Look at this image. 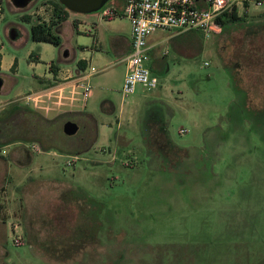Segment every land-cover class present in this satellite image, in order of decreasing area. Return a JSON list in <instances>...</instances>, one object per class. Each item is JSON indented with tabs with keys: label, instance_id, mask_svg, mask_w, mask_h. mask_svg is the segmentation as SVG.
<instances>
[{
	"label": "rangeland",
	"instance_id": "374dc122",
	"mask_svg": "<svg viewBox=\"0 0 264 264\" xmlns=\"http://www.w3.org/2000/svg\"><path fill=\"white\" fill-rule=\"evenodd\" d=\"M50 1L0 0V264H264V0L209 36L151 34V85L127 95L122 0L70 12L59 46L30 38ZM81 59L88 96L59 104L49 64Z\"/></svg>",
	"mask_w": 264,
	"mask_h": 264
},
{
	"label": "built area",
	"instance_id": "2783aa9c",
	"mask_svg": "<svg viewBox=\"0 0 264 264\" xmlns=\"http://www.w3.org/2000/svg\"><path fill=\"white\" fill-rule=\"evenodd\" d=\"M260 1V0H258ZM241 0H122V15L130 22L131 50L126 56L127 71L123 79L122 93H132L140 83L149 88L150 70L146 65L148 58V37L158 30L172 31L177 35L188 31H200L205 36L221 30L219 18L235 9ZM106 4V3H105ZM103 5L102 15H117L113 3ZM258 4H261L258 2ZM1 10V6H0ZM95 72L93 66L89 73H82L78 86L83 88V95L88 96L87 77ZM185 132V129H180Z\"/></svg>",
	"mask_w": 264,
	"mask_h": 264
},
{
	"label": "trees",
	"instance_id": "16d2710c",
	"mask_svg": "<svg viewBox=\"0 0 264 264\" xmlns=\"http://www.w3.org/2000/svg\"><path fill=\"white\" fill-rule=\"evenodd\" d=\"M1 4V2H0ZM244 5L247 6L246 0H244ZM70 15V11L67 10L58 0H51L50 1V13L47 19H42L41 17H37V21L30 26V38L33 41L36 42H44V43H49L54 46H59L61 44V38L58 34L55 33V29L60 27V24L65 21ZM224 17L219 18V22L221 24V27L224 26L225 24L234 22V21H239L241 17L237 14V10L235 7L233 10L229 13H225L223 15ZM110 18V17H108ZM21 19L25 22H28L30 20V15H22ZM77 21L73 20L72 24L73 26H76ZM189 32V31H188ZM186 33V32H185ZM184 33H180L177 35H181ZM39 55L34 54L33 52L29 55V60L30 61H39ZM1 60V56H0ZM16 61H13L11 65V69H15ZM77 66L84 69L83 66V61L79 60L77 62ZM49 69L53 71V74H56L57 72V66H55L53 63L49 64ZM1 71V68H0ZM87 115V119L85 121H89V123H92V126L94 127V124L96 123L94 117L90 113H84ZM78 132V131H77ZM61 133V132H60ZM60 133L55 136H47L50 137L51 140L47 145H43L44 148H57V142H59L60 139ZM62 134V133H61ZM63 135V134H62ZM64 136V135H63ZM74 136V135H72ZM43 142V141H40ZM61 142V140H60Z\"/></svg>",
	"mask_w": 264,
	"mask_h": 264
},
{
	"label": "crops",
	"instance_id": "0c3cea01",
	"mask_svg": "<svg viewBox=\"0 0 264 264\" xmlns=\"http://www.w3.org/2000/svg\"><path fill=\"white\" fill-rule=\"evenodd\" d=\"M31 13L30 14L27 13V14L30 15V20H33L32 19V16H31ZM42 19H45L46 20L47 18H42ZM61 24H60V26H61ZM148 40H147V45L149 47V50H148V52H149L151 50V48L153 47L154 43H149ZM124 43H125V46L128 48V54H129L130 53V50H131V35H130V29H129V37L128 38L127 37L125 38V42ZM148 52H147V55H148ZM81 61H83V66L85 68L86 62L84 60H82V59H81ZM54 65L57 66V72H56V74H54V78L57 81H56V84L53 86L54 87V90L53 91L57 92L56 93V96L58 98V101L57 102L59 104H61V103L63 104L64 102H71V95L74 92V90L72 88V84L75 83V85L78 86V84H79V77H80V75L82 73H84V71H83L82 68H80L78 66L74 70H69V69H66V68H62V67H60V66H58L56 64H54ZM149 70L151 71V68H149ZM49 74H50V72H49ZM49 74L46 75L47 78H49L51 76V75L49 76ZM69 86H71V89L70 90L68 89ZM88 113H90V112H88ZM154 127L156 128V125H154ZM155 132H156V134L153 133L152 136L155 135V137H157V138L164 137V135L162 133H160V132L157 133V131H155Z\"/></svg>",
	"mask_w": 264,
	"mask_h": 264
},
{
	"label": "water",
	"instance_id": "95a60500",
	"mask_svg": "<svg viewBox=\"0 0 264 264\" xmlns=\"http://www.w3.org/2000/svg\"><path fill=\"white\" fill-rule=\"evenodd\" d=\"M31 0H11V3L16 8H24ZM67 10L74 13H92L98 11L108 0H58ZM11 36L15 37L13 31ZM2 79L0 78V88ZM78 124L72 120H67L63 123V133L72 136L78 131Z\"/></svg>",
	"mask_w": 264,
	"mask_h": 264
}]
</instances>
